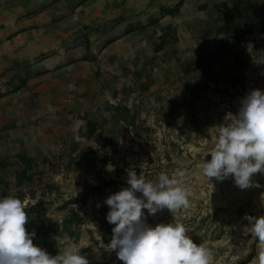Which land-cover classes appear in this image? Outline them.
<instances>
[{
    "label": "rangeland",
    "instance_id": "1",
    "mask_svg": "<svg viewBox=\"0 0 264 264\" xmlns=\"http://www.w3.org/2000/svg\"><path fill=\"white\" fill-rule=\"evenodd\" d=\"M256 13L264 0H0V196L26 200L34 244L55 255L75 243L89 264H123L107 245L104 200L134 168L189 186L187 208L145 209L147 223L181 222L210 264H258L245 215H264V174L241 189L200 166L226 113L264 89ZM238 55L248 66L227 84ZM199 80L211 87L199 102L215 110L191 128L178 111ZM105 179L114 182L97 201L88 186ZM71 209L81 222L55 240L37 232L59 229Z\"/></svg>",
    "mask_w": 264,
    "mask_h": 264
},
{
    "label": "clouds",
    "instance_id": "2",
    "mask_svg": "<svg viewBox=\"0 0 264 264\" xmlns=\"http://www.w3.org/2000/svg\"><path fill=\"white\" fill-rule=\"evenodd\" d=\"M209 154L200 166L210 180L231 176L241 189L261 186L253 176L264 174V89L249 90L237 112L226 113ZM175 175L185 173L177 169ZM127 185L104 200L106 220L114 225L107 245L123 264H210L209 249L194 242L181 222L173 219L153 226L145 218V209L152 215L164 208H187L186 183L163 171L153 182L133 168L127 169ZM245 219L257 240L258 264H264V215L246 214ZM28 220L26 200L13 194L0 196V264H89L75 243L55 255L34 244L35 231L25 227Z\"/></svg>",
    "mask_w": 264,
    "mask_h": 264
},
{
    "label": "trees",
    "instance_id": "3",
    "mask_svg": "<svg viewBox=\"0 0 264 264\" xmlns=\"http://www.w3.org/2000/svg\"><path fill=\"white\" fill-rule=\"evenodd\" d=\"M255 21L254 30L264 31V15L260 16V14L256 13ZM247 66L248 62L243 59L241 55H238L232 66V73L225 79L226 83L233 85L240 84L243 79V72ZM210 89L211 87L208 81L199 80L196 83L189 85L188 96L186 94L181 96L178 113L191 128H196L201 121L199 116L200 111L206 113L210 110H215V106L205 107L199 102L203 97H207ZM113 182V180L105 179L96 184L89 185L88 192L94 197V199L100 201L103 199L105 192L109 190ZM81 220L82 216L80 215V212L76 209H71L69 216L64 220L63 225L59 229H55L43 223L36 225V229L46 241L50 238L55 240L57 234L69 230L72 224L80 223Z\"/></svg>",
    "mask_w": 264,
    "mask_h": 264
}]
</instances>
